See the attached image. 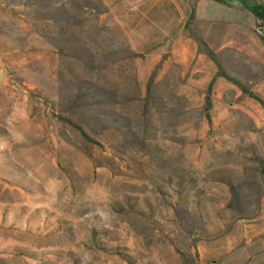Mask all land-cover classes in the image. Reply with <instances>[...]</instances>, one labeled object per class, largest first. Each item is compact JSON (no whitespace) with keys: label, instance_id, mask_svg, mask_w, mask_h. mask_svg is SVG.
<instances>
[{"label":"rangeland","instance_id":"obj_1","mask_svg":"<svg viewBox=\"0 0 264 264\" xmlns=\"http://www.w3.org/2000/svg\"><path fill=\"white\" fill-rule=\"evenodd\" d=\"M129 1L0 0V264H264V21Z\"/></svg>","mask_w":264,"mask_h":264},{"label":"crops","instance_id":"obj_2","mask_svg":"<svg viewBox=\"0 0 264 264\" xmlns=\"http://www.w3.org/2000/svg\"><path fill=\"white\" fill-rule=\"evenodd\" d=\"M200 1L201 0H198V2ZM261 2L264 5V0H261ZM129 3H134V5H136V12H134L136 13V15H134L135 18L154 20L159 28H166L165 23H161L160 20L165 11H168L169 6L178 8L179 14H181L178 22H181L187 15L192 14L194 0H130ZM129 18L130 17H127L126 20H129ZM176 24L174 26H176Z\"/></svg>","mask_w":264,"mask_h":264},{"label":"trees","instance_id":"obj_3","mask_svg":"<svg viewBox=\"0 0 264 264\" xmlns=\"http://www.w3.org/2000/svg\"><path fill=\"white\" fill-rule=\"evenodd\" d=\"M194 1L196 2L197 0H194ZM213 1L218 2V3H221V4L224 3V0H213ZM239 1L242 3V5H243L246 9H248V10H249V11L255 16V18H256L258 21H264V5H261V4H253V5H249V4L247 3V0H239ZM194 8H195V7H194V5H193V10H192V15H191V18H192V19L195 18V13H196L195 10H194ZM201 45L207 47L206 44H205L204 42H201ZM207 50H208V54H209L214 60H216L215 54H214L212 51H210V50L208 49V47H207ZM218 64H219V63H218ZM219 74H223V73H221V69H220V71H219ZM224 76H225V75H224ZM240 86L242 87V90H243L244 92L250 94L251 96H255L252 92L248 91V89H247L245 86H243V85H240ZM210 92H211V89H210ZM210 94H211V93H210ZM207 100H208V105H211V95L208 96V99H207ZM208 118L211 120L210 115H208ZM83 134H84L85 137L88 138V140L94 142V140L91 139V137H90L89 135H87L85 132H83Z\"/></svg>","mask_w":264,"mask_h":264}]
</instances>
